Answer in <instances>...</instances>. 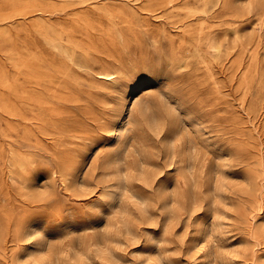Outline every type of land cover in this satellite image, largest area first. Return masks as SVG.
<instances>
[{
	"label": "rangeland",
	"instance_id": "1",
	"mask_svg": "<svg viewBox=\"0 0 264 264\" xmlns=\"http://www.w3.org/2000/svg\"><path fill=\"white\" fill-rule=\"evenodd\" d=\"M40 1L55 5L60 3L59 0ZM80 1L72 0L74 3L67 8L68 13L71 12L70 8L80 11L92 5H122L124 0L88 1L93 4ZM238 1L251 3L250 24L253 25L261 14L264 25V0ZM193 8H197V13L191 17L203 25L204 33L220 34L226 28L227 19H230L227 14L216 17L218 7L214 5V0H209L205 5L203 0H188L180 12L184 15ZM44 10L43 13L35 12L34 17L48 21L55 32L60 31L57 26L60 21H67L71 17L55 13L51 11L52 8ZM32 20L17 19L6 25L10 34H37L35 31L17 29L21 23L31 26ZM117 27L120 25L114 29ZM134 33L141 36L142 53L135 55L136 68L121 76L118 84L109 90L106 97L109 103L99 116L104 119L83 117L74 103H69V112L59 117L60 123H68V118L77 117L87 124L88 130L75 128L72 132L80 136L73 138L79 160L78 171L82 168L78 178H62L55 162L54 146L23 135L19 128L9 130L8 118L0 111V216L3 224L6 223L3 213H9L5 228L8 232L0 247V264H41L31 258L16 259V253L22 254L23 246H29L34 241L33 238L19 243L12 240L18 220L26 227L42 221L38 238L40 235L47 241V255L53 261L59 258L60 264H77L76 255L86 249L94 253L92 242L99 236L117 240L110 243L113 258L102 260L94 255L92 264H113V261L116 264H264V235L261 238L253 237L254 228L264 223L263 57L260 56L262 59L248 85L236 90L242 70L232 73L225 64H216L212 68L214 80H211L205 77L203 69L188 72L172 68L165 58L167 44L161 33L153 39L152 33L143 26L137 27ZM88 34H101V31L89 28ZM33 43L40 45L41 40L33 37ZM6 49V40L0 34V64L6 65V71H9ZM74 61L80 65L96 66L94 61L85 59L78 51ZM74 76L77 80L69 83L70 88L87 100V76L81 70L74 72ZM203 80L204 83L201 82ZM213 81L220 87L223 100H227L219 103L220 110L216 116L205 102L208 92L195 91L196 86L214 88ZM63 83L56 78L52 87H65ZM3 91L0 87V92ZM147 95L157 100L166 121L158 135H154L145 123L135 130L134 146L141 148L142 156L128 149L127 167L132 174V187L131 193L123 200L131 220V232H128L121 222L119 210L111 212L109 208L108 195L115 189L118 178L105 155L115 147L113 125L118 122L119 114L122 112L126 115L135 98L138 100ZM122 98L124 103L120 111H116ZM129 98L131 103L128 102ZM234 98L240 103L244 101L243 105H235L244 115V131L239 138L235 136L228 116L229 104ZM104 123L109 124L108 127L101 126ZM173 127L178 132L175 140L177 146L173 149L176 155L179 150L185 154L191 144L199 152L200 159L192 175L183 166L184 163L169 162L165 137ZM98 132L101 133L99 137ZM239 144L246 148L244 156L238 151ZM92 148H96V151L91 153L85 165L82 156ZM10 149L19 151L27 158L23 167L5 162ZM146 156L152 159L147 169L156 173L150 185L139 174L142 159ZM251 168L257 169L259 174L257 181L252 182L254 185L246 177V171ZM9 171L15 179L8 177ZM162 172L168 174L167 178L158 181L157 177ZM40 175H44V179L38 181ZM220 184H223V193L216 196L213 189ZM163 188L167 194L178 193L181 196L178 203H174L177 210L170 220L158 196ZM100 197L105 198L106 210L97 207L101 203ZM144 198L147 199L146 207L142 203ZM197 209L202 213L199 219L192 216ZM219 217L224 219L220 220ZM177 225L182 227L178 228ZM201 231H209L206 238L203 239ZM144 241L148 243H138ZM145 247L154 248V251H144ZM201 248L202 252L199 251ZM14 252L15 255L12 254ZM148 255L150 260L146 259Z\"/></svg>",
	"mask_w": 264,
	"mask_h": 264
},
{
	"label": "bare ground",
	"instance_id": "2",
	"mask_svg": "<svg viewBox=\"0 0 264 264\" xmlns=\"http://www.w3.org/2000/svg\"><path fill=\"white\" fill-rule=\"evenodd\" d=\"M59 1L57 5L46 4L40 0H3L0 2V34L6 40L7 49L4 51L8 55L10 65L9 71H6V65L0 64V87L4 89L0 92V111L8 118L9 130L15 131L19 128L23 135L34 137L46 145L51 143L54 146L55 162L59 174L65 180H74L73 173L78 171L79 160L75 147L76 142L73 138L80 136L73 135L72 132L75 128L82 129V131L88 129L87 124L77 117L68 118V123H60L59 117L68 111L69 103H74L83 117L103 118L99 116L105 112V106L109 103L106 99L109 90L118 84L121 76L127 75L136 68L135 55L142 53L141 36L134 33L137 27H146V30L152 33L153 39L160 33L163 35L167 44L165 58L172 68L185 69L188 72L203 69L205 77L211 80H214L212 68L216 64H225L226 69L232 73L242 70L236 90L248 85L262 59L260 56L264 59L262 15L257 17L253 25L250 24L248 20L251 3L249 2L214 0V5L218 7L216 17H222L225 14L230 17L225 22L226 28L220 34H216L215 32L204 33L203 25L191 17L195 16L197 8H193L184 15L181 14L180 11L184 9L188 0H124L121 2L122 5L114 4L110 7L92 5L80 11L70 8L69 13L67 8L74 2L72 0ZM88 1L81 0L80 3L93 4ZM208 1L203 0L204 5ZM262 5L264 6V1ZM46 8H52L51 11L58 14L64 13L68 17L71 16L67 21H60L57 24L60 31L55 32L54 27L48 21L34 17L35 12L43 13ZM28 18H33L31 26L21 23L17 29L24 32L35 31L37 34H10L7 23ZM119 25L120 27L114 29ZM89 28H97L101 34H88ZM77 32L83 34H76ZM33 37L39 38L41 44H31ZM77 51L85 59L94 61L96 66L90 67L75 63L74 55ZM56 54H61L62 58ZM78 70L83 71L87 76L88 88L85 92L87 100H84L81 93L76 92L69 85L70 82H76L74 72ZM56 78L64 82L65 87L53 88L52 85ZM204 81L201 82L204 83ZM213 82L215 83L214 88L196 86L195 91L208 92L205 102L207 106L210 105L212 113L216 116L220 110L219 103H225L227 100H223L220 87L216 81ZM123 103L122 98L116 111H120ZM236 103L243 105L244 101L240 103L234 98L229 104L228 116L232 130L239 138L242 137L244 131L242 120L244 115L237 110ZM222 107L225 109V106ZM165 121L157 100L147 95L138 100L135 98L127 114L123 115L121 112L118 122L113 125L115 132L113 145L115 147L108 152V155H105V158L114 168L118 181L115 189L108 195L109 208L111 212L119 210L121 222L128 232H131V220L123 202L127 194L131 193L132 187V174L127 167L128 149L142 156L141 148L134 146L135 130L145 123L154 135H158L163 130ZM195 121L196 119L193 120ZM108 125L104 123L101 126L108 127ZM177 136L178 132L173 127L165 137L169 162L184 163L183 166L192 175L200 159L199 152L191 144L185 154L179 150L176 155L173 149L177 146L175 142ZM178 147H181V144L180 146L178 144ZM238 151L242 156L246 154L244 145L239 144ZM26 159L19 151L10 149L5 162L9 165L23 167L25 161H28ZM151 160V156L142 159L139 171L143 181L148 185L156 176V173L147 169ZM53 173L55 174V171ZM258 175V170L255 168L246 171L249 183L256 182ZM8 177L11 180L15 179L10 171ZM222 187L223 184L215 186L214 195L221 196ZM158 196L161 198L167 219H172L177 210L174 203L176 201L178 203L181 196L178 193L167 194L165 188L159 190ZM142 203L146 207L147 199L144 198ZM3 214L7 223L9 213ZM6 223L3 224L0 216V247L4 244L8 232L5 229ZM208 234L209 231H201L203 239ZM263 235L264 223L253 230L254 238H261ZM34 236L38 237L37 227L34 225L26 227L22 221H17L12 233V240L15 243ZM115 241L117 240L112 237L99 236L92 242L95 247L94 253L86 249L77 254V264H82L84 261L92 264L94 255L102 260L106 257L112 259L113 250L110 243ZM47 247V241L39 235V238L29 246H23L22 254L16 253V259L19 261L31 258L41 264H60L59 258L57 261L50 259L46 253ZM12 254L15 255V252ZM146 259L150 260V256L148 255ZM113 264H116L115 261Z\"/></svg>",
	"mask_w": 264,
	"mask_h": 264
},
{
	"label": "snow or ice",
	"instance_id": "3",
	"mask_svg": "<svg viewBox=\"0 0 264 264\" xmlns=\"http://www.w3.org/2000/svg\"><path fill=\"white\" fill-rule=\"evenodd\" d=\"M129 103H131V99L129 98V101H128ZM101 135V133H97V136L99 137ZM99 145H97V147H98ZM94 151H96V148H92L91 149V151H89V152H87V154L86 155H83L82 156V160H83V163L86 165L87 164V161H88V159L91 157V153L92 152H94ZM79 171H82V168L81 169H79ZM79 171H76V172H74L73 173V176L75 177V178H78V175H79ZM167 173L166 172H162V173H160V175L157 177V180L158 181H164L166 178H167ZM44 179V175H40V176H38V178H37V180L39 181V180H43ZM100 201H101V203H99L98 205H97V207H100V208H104L105 210H106V207H105V203H104V201H105V198L104 197H100ZM201 215H202V213L200 212V210L199 209H197V211L196 212H193L192 213V216L194 217V218H196V219H199V218H201ZM219 219L220 220H223L224 219V217H219ZM102 222V221H101ZM40 223H42V221H40V222H38V223H36L35 224V227H37V228H39L40 227ZM177 227L179 228V227H182V225H177ZM153 235H155V233H153ZM38 237L37 236H34L33 237V240H36ZM31 243V241H29V244ZM138 243H148L147 241H144V242H138ZM137 250H140V249H137ZM144 251H154V248H147V247H145L144 249H143ZM199 251H203V248H201ZM236 259H239L238 257L236 258Z\"/></svg>",
	"mask_w": 264,
	"mask_h": 264
}]
</instances>
